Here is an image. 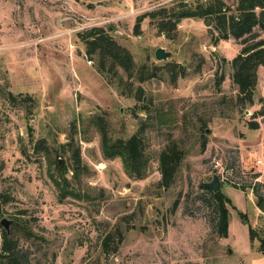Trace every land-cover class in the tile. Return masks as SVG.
<instances>
[{
    "label": "rangeland",
    "instance_id": "374dc122",
    "mask_svg": "<svg viewBox=\"0 0 264 264\" xmlns=\"http://www.w3.org/2000/svg\"><path fill=\"white\" fill-rule=\"evenodd\" d=\"M203 1L0 0V221L12 220L16 253L2 255L0 223V264L264 257V65L251 99L233 66L264 32L244 44L220 39L215 16L170 20ZM95 28L108 39L93 52ZM104 134L114 147L140 136L141 176L105 152ZM173 144L180 160L165 187L161 155ZM216 174L230 199L227 237L204 187Z\"/></svg>",
    "mask_w": 264,
    "mask_h": 264
},
{
    "label": "trees",
    "instance_id": "16d2710c",
    "mask_svg": "<svg viewBox=\"0 0 264 264\" xmlns=\"http://www.w3.org/2000/svg\"><path fill=\"white\" fill-rule=\"evenodd\" d=\"M228 12H231L230 15H228ZM151 14L153 17L156 16V13ZM214 16L221 24L219 26L220 39H228L230 36L236 39L245 38L247 35L255 33L256 29L264 32V0H237V4L234 3L232 6L228 7L222 0H204L199 5H196L195 8L190 4H183L177 11H173L169 18L170 20L176 18V20L179 21L183 18ZM173 25L175 26L174 23ZM97 31L99 35L97 39L95 38L92 42L96 44L94 48H92L93 52L98 48L97 44L100 43V41L108 39L106 36H102V29L95 28L92 30L91 34H95ZM259 36V33H256L252 37L258 38ZM243 43H247L246 38ZM123 56L128 61L129 55L123 54ZM121 60L123 63L124 59L122 58ZM260 65H264V38L256 39L254 43L245 44L240 54L233 60L235 70L234 82L238 85L240 92L247 98L251 99L253 95L257 84V70ZM262 115H264V111ZM251 127L258 128V123L252 122ZM142 145V139L138 134H134L126 141H120L115 147L110 144L107 135H103V148L105 152L109 155H120L124 159L125 165L138 177L141 176L142 172L140 168L136 166V163L142 159ZM115 148L116 151L114 150ZM179 155L180 152L176 151L174 144L171 147L169 146V149L165 150L161 155V168L163 174L161 184L165 187H169L173 182L176 166L180 160ZM204 187L211 191L205 184ZM212 195L216 202L215 206L218 214V233L221 237H227L230 213L226 204L230 202V199L223 194L222 189L213 192ZM258 206L264 210L263 198L258 197ZM254 234L255 229L250 227L252 240L254 239ZM2 245L4 249L2 255L6 258H12L15 261V247L7 232L3 234ZM261 251L264 253V241H262Z\"/></svg>",
    "mask_w": 264,
    "mask_h": 264
},
{
    "label": "water",
    "instance_id": "95a60500",
    "mask_svg": "<svg viewBox=\"0 0 264 264\" xmlns=\"http://www.w3.org/2000/svg\"><path fill=\"white\" fill-rule=\"evenodd\" d=\"M171 54H172L171 52L166 51V49L163 47L157 48L155 52V56L158 60H167L171 56ZM205 185L209 189H211L213 192H217L221 189L222 183H221L220 177L216 174L214 175L213 179L210 182H207ZM0 223L5 227L9 235V229H10L12 220L4 217L1 219Z\"/></svg>",
    "mask_w": 264,
    "mask_h": 264
},
{
    "label": "crops",
    "instance_id": "0c3cea01",
    "mask_svg": "<svg viewBox=\"0 0 264 264\" xmlns=\"http://www.w3.org/2000/svg\"><path fill=\"white\" fill-rule=\"evenodd\" d=\"M251 264H264V257L253 259Z\"/></svg>",
    "mask_w": 264,
    "mask_h": 264
}]
</instances>
